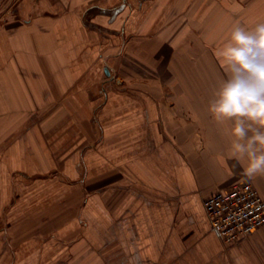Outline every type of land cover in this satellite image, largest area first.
<instances>
[{"label":"crops","instance_id":"0c3cea01","mask_svg":"<svg viewBox=\"0 0 264 264\" xmlns=\"http://www.w3.org/2000/svg\"><path fill=\"white\" fill-rule=\"evenodd\" d=\"M237 22L264 0H0V264H264L204 205L247 180L208 110Z\"/></svg>","mask_w":264,"mask_h":264},{"label":"clouds","instance_id":"9594fccd","mask_svg":"<svg viewBox=\"0 0 264 264\" xmlns=\"http://www.w3.org/2000/svg\"><path fill=\"white\" fill-rule=\"evenodd\" d=\"M215 55L226 73L209 102L218 123L232 121L230 157L247 158L244 177L264 176V22L232 25ZM236 264H245L236 257Z\"/></svg>","mask_w":264,"mask_h":264},{"label":"built area","instance_id":"2783aa9c","mask_svg":"<svg viewBox=\"0 0 264 264\" xmlns=\"http://www.w3.org/2000/svg\"><path fill=\"white\" fill-rule=\"evenodd\" d=\"M212 227L234 243L264 226V198L249 180L218 190L204 200Z\"/></svg>","mask_w":264,"mask_h":264},{"label":"rangeland","instance_id":"374dc122","mask_svg":"<svg viewBox=\"0 0 264 264\" xmlns=\"http://www.w3.org/2000/svg\"><path fill=\"white\" fill-rule=\"evenodd\" d=\"M198 58H196V61H197Z\"/></svg>","mask_w":264,"mask_h":264}]
</instances>
